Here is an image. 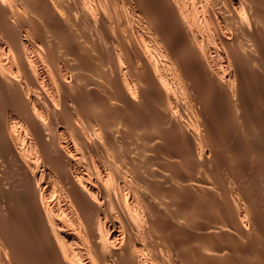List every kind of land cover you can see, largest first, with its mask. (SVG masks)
<instances>
[{"label": "bare ground", "instance_id": "obj_1", "mask_svg": "<svg viewBox=\"0 0 264 264\" xmlns=\"http://www.w3.org/2000/svg\"><path fill=\"white\" fill-rule=\"evenodd\" d=\"M263 179L264 0H0V264H248Z\"/></svg>", "mask_w": 264, "mask_h": 264}, {"label": "rangeland", "instance_id": "obj_2", "mask_svg": "<svg viewBox=\"0 0 264 264\" xmlns=\"http://www.w3.org/2000/svg\"><path fill=\"white\" fill-rule=\"evenodd\" d=\"M222 168H223L224 170H222ZM221 170H222L223 172H222V174L219 173V176H221L220 179H221V178L223 179V182L225 183V187H226V188L224 187V185H223L224 183L222 182V184H221V186H222L221 188H222V189H221V188H220V189L222 190L221 193H222V192H223V193H222L221 195H222V196H226L225 194H226L227 190L229 189V188H228L229 185H230V186H233V185H235V182H237V181H233V179H235V177H234V175H233L234 170H231L230 167H227V166H225V167H221L220 170H219V172H221ZM230 170H231V171H230ZM253 171H254V170H253ZM203 172H204V171H203ZM203 172H202V173H203ZM232 172H233V173H232ZM251 172H252V170H251ZM205 174H206V173H204V175H205ZM202 175H203V174H202ZM225 176H226V177H225ZM227 176H228V178H231L232 182H231V180H230V182H228L229 179L227 178ZM230 176H231V177H230ZM223 177H224V178H223ZM225 178H226V179H225ZM221 181H222V180H221ZM225 181H226V182H225ZM233 182H234V184H233ZM228 183H229V184H228ZM263 184H264V179H263V183L260 184L261 187H260L259 185H257L256 187H258V186H259V187L253 189V190L256 192V193H255V196H256V194H257L256 197H257V199H259L258 201H259V202L261 201V202L263 203V204H262V203L260 202V204H259V205H260V206H259V213L262 215V216H261L262 219H264V211H263V209H264V200H263L264 197H263V198L261 197V196H264V194H263V193H264V191H263V190H264V186H263ZM227 185H228V186H227ZM237 186H238V184H237ZM224 188H225V191H224ZM227 188H228V189H227ZM260 188H261V189H260ZM259 189H260V191H258ZM262 189H263V190H262ZM261 190H262L263 192H262ZM257 192H258L259 194H258ZM261 193H262V194H261ZM223 194H224V195H223ZM259 195H260V196H259ZM260 198H261V199H260ZM207 204H208V203H205L206 206H205V207H202V208H203V210H205V212H211L210 205L208 204V206H209V207H208ZM203 206H204V205H203ZM261 207H262V209H260ZM209 209H210V210H209ZM208 210H209V211H208ZM262 228H263V227H262ZM259 229H260V228H259ZM263 230H264V228H263L262 230L260 229V231H261V234H260V235H258L259 232H260L259 230H258L257 232L255 231L256 234L254 233V234H255L254 236H257L256 239H257L259 242H261V240H262V242H261V243H258L259 245L256 244L253 248H252V247L249 248V249H251V250H249V249H248V250L251 251V252H248V250L245 249V248L247 247V244H248L247 241H244L245 238L242 237V236L239 237V238H240V239H239V245H240V246H239V249H237V250H238V251H237V255H239V256H238V261H239V262H244V261H246V263H248V264H252V262H251V261H252L251 258H253V257H250V254H249V256H248V257L250 258V259H249V258L247 257V255H248V253L258 252V253H255V256H254L253 254H251V255L254 256V257H256V254H257L256 260L253 259V261H254L253 263H254V264H255V263H256V264H261V261H262V259L264 258V248H262V247L264 246V245H262V244L264 243V242H263V241H264V238L261 239V240H259V239H260V237H261V238L264 237V231H263ZM262 233H263V234H262ZM258 236H259V237H258ZM258 238H259V239H258ZM241 239H243V240H241ZM240 240H241V241H240ZM245 240H246V239H245ZM242 241H243L244 243H245V242L247 243V244L244 245L245 247L242 245V244H244ZM241 242H242V243H241ZM242 246H243V247H242ZM258 246H261V247L258 248ZM243 248H244V249H243ZM252 249H255V250L253 251ZM246 250H247V251H246ZM261 250H262V252H261ZM239 251H241V252L238 254ZM252 251H253V252H252ZM259 251H260L261 253H260ZM243 252H244V253H243ZM242 253H243V254H242ZM262 253H263V254H262ZM241 254H242V255H241ZM244 254H245V256H244L245 258L243 257ZM260 254H261V255H260ZM258 256H262V257H261V258H262L261 261H260V257H258ZM240 257H241V258H240ZM257 258H258L259 260H257ZM241 260H242V261H241ZM243 260H244V261H243ZM250 260H251V261H250ZM263 261H264V260H263ZM249 262H250V263H249ZM257 262H259V263H257ZM263 264H264V262H263Z\"/></svg>", "mask_w": 264, "mask_h": 264}]
</instances>
